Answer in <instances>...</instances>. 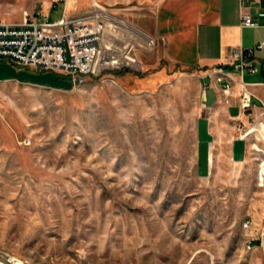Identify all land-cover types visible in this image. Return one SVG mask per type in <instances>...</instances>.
Segmentation results:
<instances>
[{
  "label": "rangeland",
  "instance_id": "374dc122",
  "mask_svg": "<svg viewBox=\"0 0 264 264\" xmlns=\"http://www.w3.org/2000/svg\"><path fill=\"white\" fill-rule=\"evenodd\" d=\"M47 5L0 0V16L58 19ZM109 41L73 88L0 82V264H264V112L237 85L213 104L212 70Z\"/></svg>",
  "mask_w": 264,
  "mask_h": 264
},
{
  "label": "crops",
  "instance_id": "0c3cea01",
  "mask_svg": "<svg viewBox=\"0 0 264 264\" xmlns=\"http://www.w3.org/2000/svg\"><path fill=\"white\" fill-rule=\"evenodd\" d=\"M51 1L47 0L49 8H52ZM102 1L109 5L114 0H67L58 6V9L63 6L61 16L64 12L69 14L84 12L95 4L108 10L109 20L100 46V57L113 47L109 41L110 36L123 38L127 32L136 42L132 48L129 50L125 48V52L121 54V57L128 61L136 62L140 53L145 51L148 61L146 63L153 62L155 57H158L184 68H199L213 72L216 68L222 67L225 72L240 78L241 74L235 71L231 64V53L240 47H256L264 40V0H159L154 5H134L116 9L102 4ZM243 12L262 14V25L257 28L243 26ZM134 48L137 57L129 53ZM254 59L259 64L260 72L255 75L245 73L244 80L259 84L252 86L251 89L264 102V84H261L264 82V53L256 51ZM142 63L144 64V61ZM2 66H12L16 70L13 75H7L1 69ZM53 75L69 80L57 82ZM0 82L68 89L74 87L75 78L69 74L24 68L0 60ZM214 86L211 89L213 104L221 101L225 95L231 94L234 98L239 95L237 87L228 94L224 93L223 84L218 80ZM259 105L257 111L264 112L263 103Z\"/></svg>",
  "mask_w": 264,
  "mask_h": 264
},
{
  "label": "built area",
  "instance_id": "2783aa9c",
  "mask_svg": "<svg viewBox=\"0 0 264 264\" xmlns=\"http://www.w3.org/2000/svg\"><path fill=\"white\" fill-rule=\"evenodd\" d=\"M249 1V0H242ZM67 0H52V9H58L60 3ZM90 12L69 14L64 12L61 18L52 20L51 13L25 11L20 22H11L0 16V60L9 61L24 68L53 71L69 74L76 83H85L86 75L93 71V62L100 55V46L104 39L108 10L95 4ZM262 14L242 13L243 26L260 27ZM256 51L264 53V40L256 47H240L231 53L234 74L219 67L213 70L223 90L228 93L235 85L242 88V108L251 112L259 108L263 100L252 91V84L244 80V74L255 75L260 72L254 59ZM261 84H264L262 82ZM251 220L244 223L245 229L251 228ZM264 245V233L260 239ZM252 248V242L249 243ZM10 264L23 262L10 259Z\"/></svg>",
  "mask_w": 264,
  "mask_h": 264
}]
</instances>
